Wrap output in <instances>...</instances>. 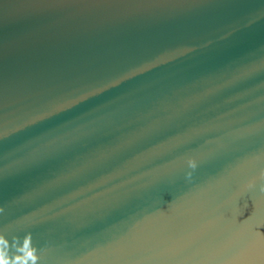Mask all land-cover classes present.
Listing matches in <instances>:
<instances>
[{"label":"water","instance_id":"95a60500","mask_svg":"<svg viewBox=\"0 0 264 264\" xmlns=\"http://www.w3.org/2000/svg\"><path fill=\"white\" fill-rule=\"evenodd\" d=\"M0 264H264V0H0Z\"/></svg>","mask_w":264,"mask_h":264}]
</instances>
